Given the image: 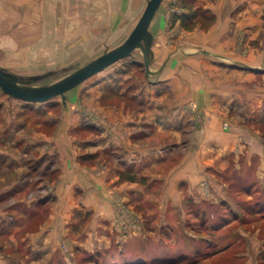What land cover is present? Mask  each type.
<instances>
[{
  "label": "rangeland",
  "instance_id": "1",
  "mask_svg": "<svg viewBox=\"0 0 264 264\" xmlns=\"http://www.w3.org/2000/svg\"><path fill=\"white\" fill-rule=\"evenodd\" d=\"M13 1L22 3L3 10L10 15L20 14V18L26 16V20L16 23L17 19L10 16L11 23H1L0 29L4 30H0V64L21 75L60 70L34 84L57 80L71 71L68 67L84 64L128 36L125 25L121 26L123 29L111 30L109 18L100 10L89 8L88 0H81L80 4L73 0L4 2L13 5ZM25 1L30 5L26 6ZM183 3L188 9L181 13L174 1L163 0L159 13L166 5L168 10L162 30L191 34L196 29L206 32L214 25L216 15L197 6L196 0ZM258 3L261 6H257L260 23L256 25V37L249 24H237L226 47L233 51L230 55L218 59L199 51L188 56L179 48L192 41L185 37L171 40V61L175 59L177 68L167 83L154 86L148 82L142 52L137 48L69 90L65 106L61 96L47 101L8 102L4 99L8 94L0 87V129L10 123L18 130L10 138L8 132H0V139H9L2 147L18 149L15 161L8 162L1 154L0 172L7 180L18 179L19 188L26 186L23 192L7 194L0 202V264H122L126 260L143 264H261L264 233L239 231L237 227L241 222L264 216L263 206L256 209L264 203V183H244L239 176L225 177L229 187L222 196L204 178L199 186L205 197L186 194L177 204L167 197L151 200V195L147 200L135 197L127 201L111 187L114 215L106 228L88 230L92 215L89 211L82 214L83 210L80 215L77 212L58 220L54 216L52 229L44 228L51 208L57 204L59 175L54 157L44 156V148L51 144L44 134H62L65 148L79 145L82 154L75 162L88 172H97L108 164L133 165L132 171L137 163L149 171L154 164L167 168L180 160L190 145L194 152L205 139L193 135L192 144L188 141L190 131L204 120V109L194 100L180 101L189 90L187 81L203 79L207 74L210 59L236 67V61L256 66H240L241 80L235 85H239L242 98L231 94L225 104L217 106L225 117V130L242 124L264 133V39L260 38L264 35V0ZM161 63L155 60L152 65L157 68ZM234 79L238 80L236 74L231 75ZM256 89L259 98L253 102L250 95ZM137 109H144L145 121H138ZM127 137L128 147L131 145L134 152L126 146ZM118 140L120 143L116 144ZM100 142L104 148H95ZM138 144H155L152 149L164 151L163 156L155 158L147 153L142 160L133 162L130 158H138L134 149ZM174 146L177 148L169 152ZM24 150L26 153L19 155ZM19 159L22 168L17 165ZM65 165H70L69 160ZM139 177L147 182L148 176ZM152 186L145 183L146 192H153ZM18 195L22 201L16 200ZM243 206L260 213L250 214ZM24 212L26 216L22 215ZM47 229L51 230L49 235Z\"/></svg>",
  "mask_w": 264,
  "mask_h": 264
},
{
  "label": "crops",
  "instance_id": "2",
  "mask_svg": "<svg viewBox=\"0 0 264 264\" xmlns=\"http://www.w3.org/2000/svg\"><path fill=\"white\" fill-rule=\"evenodd\" d=\"M4 1L6 0H3V2L0 0V16H2L0 17V26L1 23H11L10 16L17 19L16 23H24V20H26L24 18H26V16L20 18V14L18 15L15 13L10 15L9 12L3 10L11 6L15 7L17 3L20 5L22 2L13 1V5H10L11 3L9 4ZM73 1L80 4L81 0ZM146 1L147 0H88V7L100 10L99 13L101 12V15L109 18L111 30L123 29L121 26L125 25L124 30L130 32L140 17L146 5ZM167 1H174L173 5L179 8L181 13L188 9L185 3H183L185 0ZM196 2L197 6H202L203 9H207L212 14L216 15L214 25L206 32L201 29H196L191 32V34L182 32L168 33L166 30H162L165 20L164 16L166 10H168L166 5L159 13L161 6H163L162 0L150 23V30L153 34V58L149 65L150 71L147 72L145 68L150 84L156 86L160 83H167L170 73L177 68L175 59L171 61V57L174 56V54L171 55L172 52L170 53L169 43L171 40H178L185 37L192 41L179 48L188 56L194 54V52L200 51L209 57H216L219 59V57L222 58L227 53L228 55H230L229 53H233V51L226 47H228V40L233 37V30L237 27V24H249L253 29V36L256 37V33L258 32L256 31V25L260 23V21H257V6H261L258 0H196ZM25 5L29 6L30 4L25 1ZM28 19L30 22L33 20L30 18V15H28ZM177 22L178 21H176L175 24H177ZM231 31H233V33ZM3 32L4 31H2V33ZM260 38L264 39V35L260 36ZM155 60L162 61L157 68H154L152 65ZM176 60L178 61L177 58ZM235 64L238 66L224 65L210 59L208 65H206V67H208L207 74L203 79L197 78L187 81L189 90L185 98L182 97L180 102L194 100L204 109L203 111L205 113L202 123L197 125L193 131H190L188 141L192 144L191 136L193 135L200 136V139H205L194 152L192 145H190V149L185 151L180 160L170 163L171 165L169 164L167 168L164 165L155 166L154 164L153 169L149 171L142 168L143 165L137 163V167L132 171L131 168L133 165H126L129 167H119L108 164L97 172H88L87 170H81L78 163L75 162L77 156L82 154V148L79 145L65 148L61 143L63 141L62 134H44L45 138L48 136V139L51 140V144L47 148H44V156H53L54 163H56L54 168L57 169V172L59 171L58 178H56L57 204L51 208L48 217L44 221V228L52 229L50 225L53 221L51 219H53L52 217L54 216H56L58 220L59 217L63 218L73 213L77 214V212L78 215H80L82 210V214H87L89 211L92 215L90 226L86 227L88 230H93L97 226L106 228L112 222L114 215V209L111 205L109 195L111 187H115L122 198H126L127 201L134 200L135 197L147 200L150 199L149 195H151V200H161L167 197L168 200L177 204L178 202L181 203L186 194H191L196 198L198 196L199 198L205 197L202 193V188L199 186V182L204 178L211 183L214 192L221 196L226 193L229 187V182L225 178L226 176H239L244 178V183H264V139H262L261 136H264V133H261L259 128H247L242 124H233L231 129L225 130L223 126V119L225 117L217 106L219 103L225 104L232 96L237 99L242 98L239 85H235L236 82L239 83L241 80L242 75L240 73V66L256 68V66L241 61H236ZM0 65L10 69L4 64ZM235 69L237 70L236 73ZM230 71H232V74H229L231 73ZM235 74L238 76V80L234 79L232 81L231 75L235 76ZM255 76L256 75H249V78H254ZM236 91L237 94H235ZM67 92L66 98L64 100L62 99L63 106H65L68 101ZM250 97H252V101L255 102L257 98H259L258 90L256 89ZM4 99L8 102L11 100H23L10 95H6ZM144 115V109H142V111L139 110L137 114L139 117L138 121H145ZM15 131L17 132L18 130L10 123L7 127L0 129V132H8L9 138L12 133L15 134ZM127 139L128 137L125 143L128 147ZM185 139L187 140V138ZM6 140L9 141V139L4 137L0 139V164L1 161L3 162L1 154L6 157L8 162H10L11 159L15 161L14 158L17 157L16 152L18 149H16V147H12V150L2 147V144H5ZM115 142L116 144L120 143L119 140ZM104 146L105 144L100 142L95 145V148H104ZM130 147L131 145H129L128 149H130ZM152 147H156L155 144H138V147L134 148L138 158H130L131 161L135 162L142 160L143 156H148L147 153L153 154L155 158L163 156L164 151H158L156 148L152 149ZM131 148L130 152H134L133 147ZM176 148L177 147L174 146V148L169 149V152L174 151ZM24 153H26V150L21 151L19 155ZM42 153L43 152H41V154ZM66 160H69V166L65 165ZM160 162H162V160ZM17 165L19 168L23 167L20 159ZM134 171L135 174L138 172V175H133ZM140 174L141 176H148L147 182H144L142 177H139ZM246 179L249 181H246ZM18 182H20L18 179H13L12 181L5 179V174L0 172V202L7 198V194L15 195L24 191V187L26 188V186L24 185V187L22 186L19 188L17 186ZM145 183L153 185V192H146V188L144 187ZM16 200L22 201L21 196L18 195ZM262 206L264 207V203L263 205L261 203L256 209H261ZM250 211V214L260 213L258 210ZM22 215L26 216V212L22 213ZM42 226L43 224L41 228ZM237 230L255 232L256 234L264 233V216L261 218H252L247 222H241ZM65 231L68 232L69 230L65 229ZM50 233L51 230L49 231V229H47V234L49 235ZM44 240L46 241V239ZM49 240L50 239L47 238L48 242Z\"/></svg>",
  "mask_w": 264,
  "mask_h": 264
},
{
  "label": "water",
  "instance_id": "3",
  "mask_svg": "<svg viewBox=\"0 0 264 264\" xmlns=\"http://www.w3.org/2000/svg\"><path fill=\"white\" fill-rule=\"evenodd\" d=\"M162 0H147L146 5L136 24L128 36L110 49H106L98 56L79 66H70L71 71L57 80L34 84L35 81L46 78L59 72V69H50L42 73L21 75L0 65V87L10 96L26 101H47L53 97L61 96L64 100L66 92L93 74L103 70L117 60L128 56L133 50L139 48L143 55L146 71L149 72L150 62L153 58V34L150 23L156 14Z\"/></svg>",
  "mask_w": 264,
  "mask_h": 264
},
{
  "label": "trees",
  "instance_id": "4",
  "mask_svg": "<svg viewBox=\"0 0 264 264\" xmlns=\"http://www.w3.org/2000/svg\"><path fill=\"white\" fill-rule=\"evenodd\" d=\"M249 184H251V183H249ZM249 184H248V185H249ZM248 185H246V186H248ZM242 208H243L246 212H249V213L251 212V211L248 210L245 206H243ZM26 213H27V212H26ZM28 214L31 215V214H32V211H30ZM260 263H261V264H264V248L261 250ZM122 264H143V263H142V261H141V262H135V263H132V262H129V261L126 260V261H124V263H122Z\"/></svg>",
  "mask_w": 264,
  "mask_h": 264
}]
</instances>
